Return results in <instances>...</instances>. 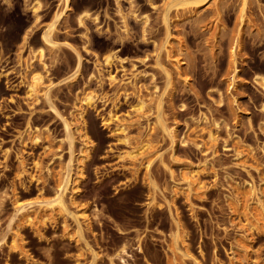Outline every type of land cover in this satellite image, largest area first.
Returning a JSON list of instances; mask_svg holds the SVG:
<instances>
[{
    "label": "rangeland",
    "instance_id": "rangeland-1",
    "mask_svg": "<svg viewBox=\"0 0 264 264\" xmlns=\"http://www.w3.org/2000/svg\"><path fill=\"white\" fill-rule=\"evenodd\" d=\"M151 4L135 0L148 17L142 37L129 14L123 28L115 0H69L56 47L38 58L62 2L0 0V264H264V212L250 196L252 187L264 204V91L254 80L264 76V0H247L240 28V0L173 9L166 49L162 0ZM41 66L48 95L28 96V72ZM138 99L146 106L135 111ZM158 99L173 150L155 123ZM68 178L63 208L47 206ZM14 195L32 204L18 210Z\"/></svg>",
    "mask_w": 264,
    "mask_h": 264
},
{
    "label": "bare ground",
    "instance_id": "bare-ground-1",
    "mask_svg": "<svg viewBox=\"0 0 264 264\" xmlns=\"http://www.w3.org/2000/svg\"><path fill=\"white\" fill-rule=\"evenodd\" d=\"M121 1H126L128 4V8H127V12L123 13L122 7H121ZM202 1L204 0H162V9L160 11V23L163 25L164 29H165V34H164V39L162 41L161 44V48L166 49V45H168L169 42V37H170V31H169V26H170V17H169V13L171 10H177V8L181 7L183 10H188L189 12H195L197 10V8L200 6V3H202ZM242 5H240V12L238 13V27L240 28V26L244 23L245 20V7L247 4V0H240ZM59 2H62L63 7L62 10H58L54 13L51 22L46 26V28L44 29V31L42 32L41 36H40V40H39V44L41 45L38 48V58L42 57L43 54V50L44 48H52L54 49L57 45V43L55 42V40L53 39V32L55 29V24L60 20L61 16L65 13L67 7H68V2L69 0H59ZM147 2L152 5V0H147ZM135 5V0H115V9L116 12L119 13L121 19H122V23H123V28H126V21H125V17L126 14H129V16L135 20V22L141 23V35L142 37L145 36V34L147 33V22H148V17L144 14H142V16H138L136 15V10L134 9ZM242 6V7H241ZM36 10H33V15L36 18ZM218 15V12H217ZM86 14H80L78 17V22L82 23L83 19L86 17ZM139 17V18H138ZM95 19V18H94ZM237 28V29H239ZM236 36H239V30ZM30 32L29 30H25L23 35L21 36V44L25 45L27 43V40L29 38ZM36 42V41H35ZM38 43V42H36ZM239 41H238V37H236L234 39V41L232 42V46L230 49V74L228 77V86L231 85V87L233 88L236 84V78L238 75V70H237V54H236V50H239ZM115 55V53L113 54H107L104 58L103 61L105 62V64H109L112 57ZM80 67V57L77 54V62H76V71L79 69ZM173 67L175 70L179 69L180 63L178 61H175V63L173 64ZM161 71L163 72V75L165 77V87H169L171 84V77H170V73L164 69V68H160ZM28 82H27V94L28 96H32V97H36L38 93H40L41 91H44V95L45 97H47L48 95V91L50 89V84L49 81L46 80L44 78V73L42 71V66L39 68H34L31 67V69L28 72ZM254 80L261 86V88L264 91V76L258 74L257 76H255ZM48 83V84H47ZM137 109H135V111H140L144 106H146V103L144 100L142 99H138L137 100ZM93 102H92V96L89 95L88 93L85 94V97L82 98V100H80V105L79 107L76 109L79 113L78 115L80 116L82 123H83V112L86 108H90L92 107ZM84 106V107H83ZM155 123L156 125L160 128V130H162L163 134H165L168 139H169V144H170V148L173 150L175 145H176V139H175V134H174V130L173 128L168 127L164 122L163 119L161 118V99H158L156 104H155ZM114 119L113 117H110V115L108 116L107 119V123L110 122V120ZM63 125H64V129H65V133L68 139H70L69 136V124L67 123V121L65 119H62ZM83 138H84V148L83 150H81V154L80 156L82 158H85L87 155V150L89 148V144L91 143L90 139L87 137L86 133L83 132ZM207 139L210 142H214L215 141V137L213 134L208 133V137ZM148 141L146 143L143 144V147H148ZM193 175L191 173L188 174V176L184 179L185 181V185L187 188H190L193 184ZM69 183V178L65 179L63 182V185L61 188H59L53 197L47 199L44 201V203L49 206L50 208L53 207H59V208H63V192L66 189L67 184ZM73 188H75V185L73 186ZM251 190V194L250 196L252 197V201L253 203H255L257 205L258 210L262 213L264 212V204L261 202L259 197H256L254 190L252 189V187L250 188ZM14 203L16 204V209L18 210H24L26 207H28L29 205H31L32 203L29 202H20V199L17 195H14ZM176 226V232L174 235L175 238V242L178 241L179 238V223L176 222L175 224Z\"/></svg>",
    "mask_w": 264,
    "mask_h": 264
}]
</instances>
